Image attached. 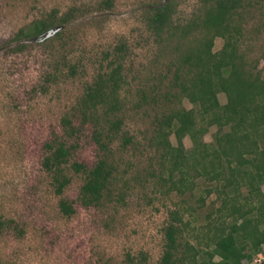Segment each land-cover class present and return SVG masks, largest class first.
Here are the masks:
<instances>
[{
  "label": "rangeland",
  "instance_id": "374dc122",
  "mask_svg": "<svg viewBox=\"0 0 264 264\" xmlns=\"http://www.w3.org/2000/svg\"><path fill=\"white\" fill-rule=\"evenodd\" d=\"M164 1L0 0V219H11L16 227L0 233V264H156L163 248L162 228L174 208L185 209L192 222L187 238L195 244L207 242L204 223L218 214L222 198L213 190L222 181L214 185L187 166L189 184L180 191L169 189L161 180L168 164L162 160L164 148L155 142L153 112L134 104L137 85L151 83L155 75L164 73L172 57L169 51L175 42L156 43L143 20L146 8ZM173 1L172 19L181 23L202 4V0ZM69 13L67 22L52 26L60 27L54 35L42 42L33 36L23 40V49L12 50L20 28L46 17L57 21ZM249 16L239 47L258 58L257 67L264 75L259 57L264 47V3ZM223 43L215 37L212 50L218 51ZM121 45L126 50L127 84L120 91L118 116L133 144L123 149L121 138L112 144L117 171L110 191L99 203L84 205L79 199L83 175L71 169L66 170L70 183L62 195L55 193L50 173L41 166L44 143L54 135L64 137L67 144L77 145L74 159L93 165L99 150L92 126L80 129L78 102L87 83L112 66ZM218 97L225 102L223 93ZM182 102L190 106L185 99ZM64 117L79 129L77 134L64 131ZM214 130L211 126L203 140L211 142ZM169 140L176 144L173 134ZM182 141L186 149L191 147L188 136ZM240 190L247 193L245 187ZM61 196L73 202V214L60 211ZM261 200L264 204L263 194L248 202L254 206ZM254 210L250 215L264 220V214Z\"/></svg>",
  "mask_w": 264,
  "mask_h": 264
},
{
  "label": "trees",
  "instance_id": "16d2710c",
  "mask_svg": "<svg viewBox=\"0 0 264 264\" xmlns=\"http://www.w3.org/2000/svg\"><path fill=\"white\" fill-rule=\"evenodd\" d=\"M263 3L264 0H202L198 11L183 23L172 19L176 10L173 0L153 3L143 13L156 43L166 46L175 42L169 51L172 57L165 63L166 71L155 75L151 83L142 82L135 88L134 104L137 109L152 110L155 142L164 148L161 156L168 165L166 177L161 180L169 189L180 191L189 184L190 166L196 175L208 178L214 185L222 181L213 190L222 198L218 214L212 219L207 214L204 223L207 242L192 243L186 236L192 225L186 210L170 209L156 264H243L264 253V220L250 215L254 209L264 214L263 200L254 206L248 202L256 195H264V75L257 67L258 58L248 56L239 47L250 11ZM71 16L69 13L57 21L53 17L32 21L16 32L14 40L18 43L12 50L23 49V40L56 23L67 22ZM215 37L224 41L218 51L212 50ZM125 51L124 45L117 48L112 66L87 83L78 102L80 129L86 124L92 126L99 150L93 165L74 159L77 145L67 144L64 137L54 135L44 143L41 166L50 173L55 193L62 195L70 183L66 170L71 169L83 175L79 199L84 205L99 203L110 191L117 171L112 144L119 138L123 149L133 144V136L122 129L123 119L118 116L120 91L127 84L123 75ZM259 57L264 61V47ZM219 93L225 95L224 103ZM184 99L189 107L182 102ZM63 124L70 136L79 132L68 117L63 118ZM211 126L215 128L212 141L206 142L203 136ZM171 134L176 138L175 145L169 140ZM185 136L191 141L189 149L182 141ZM242 187L247 190L244 195ZM199 200H203L202 196ZM58 206L64 215L75 212L73 202L62 196ZM13 224L11 219H0V233L6 227L16 228ZM191 230L194 235L195 227ZM254 262L264 264V259Z\"/></svg>",
  "mask_w": 264,
  "mask_h": 264
},
{
  "label": "water",
  "instance_id": "95a60500",
  "mask_svg": "<svg viewBox=\"0 0 264 264\" xmlns=\"http://www.w3.org/2000/svg\"><path fill=\"white\" fill-rule=\"evenodd\" d=\"M59 29H60L59 26L50 27V28L46 29L45 31H43L42 33L34 36L33 40L38 41V42H42L45 39H47L48 37L54 35Z\"/></svg>",
  "mask_w": 264,
  "mask_h": 264
},
{
  "label": "built area",
  "instance_id": "2783aa9c",
  "mask_svg": "<svg viewBox=\"0 0 264 264\" xmlns=\"http://www.w3.org/2000/svg\"><path fill=\"white\" fill-rule=\"evenodd\" d=\"M261 257H263L262 259H264V254H257V256L254 257V261H257L260 262L262 259H260Z\"/></svg>",
  "mask_w": 264,
  "mask_h": 264
}]
</instances>
